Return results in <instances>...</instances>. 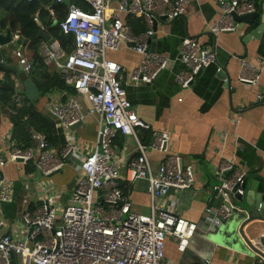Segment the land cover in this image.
Returning a JSON list of instances; mask_svg holds the SVG:
<instances>
[{
  "label": "built area",
  "instance_id": "obj_1",
  "mask_svg": "<svg viewBox=\"0 0 264 264\" xmlns=\"http://www.w3.org/2000/svg\"><path fill=\"white\" fill-rule=\"evenodd\" d=\"M83 1L90 9L71 3L66 16L58 22L63 33L74 37L72 51L67 52L58 39H51L44 43L42 54L46 64L59 70L65 84L85 97L87 112L98 118L97 141L92 150L83 154L74 135L66 136L60 151L45 134L33 129L29 130L32 145L28 147L18 146L10 135L6 138L3 148L0 147V208L2 203L15 200V182L3 171L8 164L21 165V169L31 164L48 177L73 164L76 152L82 156L80 163L74 162L77 163L76 186L67 203L61 206L57 193L45 194L33 206L28 198H23L21 216L28 233L26 238L3 231L7 223L0 216V264H11L13 256L23 264H167L168 236L176 238L178 249L184 251L201 228L207 230L204 222L198 224L179 215L173 204L156 203L170 190L192 189L196 184L194 167L182 164L181 157L170 151L169 132L152 128L136 113L121 81L123 66L109 59L107 51L129 44L141 55L139 65L129 76L135 84L153 82L161 71L177 61L183 68L175 73V80L184 89L201 69L217 61V52L191 36L182 39L175 58L150 50L154 22L173 21L182 16L189 0H118L115 8L110 6V0ZM214 1L220 6L219 17L210 26L215 37L238 30L236 14L257 10L252 0ZM123 15L141 17L146 30L135 34ZM14 38L17 40L19 35L15 34ZM15 54L23 72L29 75L32 62L22 48L15 50ZM261 65L256 67L241 60L239 81L258 84L264 62ZM23 98L24 94L17 93V107L23 105ZM49 111L56 118V124L65 130L86 118L83 105L73 95L51 102ZM140 129L151 133L150 143L141 140ZM120 134L134 138L136 153L126 155L117 149ZM149 150L164 154L157 168L153 166ZM216 175L219 183L213 189L219 193V199L207 205L204 213L205 222L213 229L236 207L234 193L245 194L247 176L237 162L225 158L220 160ZM122 180L147 181L151 198L149 213L132 209L121 189ZM259 239L264 252V232ZM258 255V261L252 264H264V256Z\"/></svg>",
  "mask_w": 264,
  "mask_h": 264
},
{
  "label": "crops",
  "instance_id": "obj_2",
  "mask_svg": "<svg viewBox=\"0 0 264 264\" xmlns=\"http://www.w3.org/2000/svg\"><path fill=\"white\" fill-rule=\"evenodd\" d=\"M11 1L12 6L16 7L23 0ZM117 1L110 0V6L115 8ZM71 3L82 8L87 7V3L83 0H71ZM70 4L65 0L63 2L54 0L52 4L44 7L48 11L45 14L50 17L53 27H57L58 22L66 16ZM10 12L5 9L0 10V22L9 17ZM258 12L260 16L251 23L243 24L237 21L239 27L237 31L222 33L218 37L210 32V26L220 14V6L214 0H189L182 16L173 21L157 23L155 38L150 43V47L158 54L175 58L185 36L195 37L202 45L216 49L217 61L204 68L185 89L175 80V73L183 68V65L177 61L170 68L159 73L153 82L135 84L130 81L129 76L133 68L139 65L141 55L129 44H123L116 51H107L109 59L123 66L121 81L124 83L133 109L150 123L152 128L169 132L170 151L179 155L184 164L189 163L194 167L196 184L192 189L170 190L167 195L158 198L156 203L173 204L179 215L198 224L204 222L207 230L201 228L190 239L184 251L178 249L176 238L168 236L165 244L167 264H252L258 261V253L246 244L241 235V226L246 215L244 216L240 202L235 201L236 207L231 215L216 229L210 228L208 222L204 220L206 206L211 200L215 204L219 199V193L214 195L213 186L219 183L216 171L223 158L234 160L246 172V188L242 203L246 206L248 199L254 201L257 193L264 202V101H262L264 68L256 85L240 82L238 78L241 60H246L256 67L262 66L261 63L264 62V23L260 36L246 37L252 28H257L262 21L264 0ZM12 14L15 16L14 13ZM62 16L64 17L61 18ZM123 17L125 19L126 15ZM33 18L40 29L50 36L49 40L37 36L40 39L38 55L51 74L60 75L58 69L43 60V45L54 38L51 26L43 24L39 11ZM8 31H11V41L4 46L0 45L4 52L0 61L15 66L16 70L4 68L11 71L15 78L17 93L25 95L24 81L30 78H27L28 75L23 72L15 50L22 48L31 62L35 52L30 47L31 41L22 35L21 25L15 30L9 24L5 28H0V32L4 34ZM15 34L19 35L17 40L14 38ZM222 70L226 71L227 79L221 77ZM35 86L37 87L36 84ZM39 92L40 95L34 101V108L54 123L51 130L53 140L50 143L57 150L58 148L61 150L67 141L66 136L74 135L80 148H84L83 154L92 150L98 136L97 116L87 112L85 120L80 125L65 130L56 124V118L49 111L51 102L63 100L67 95H73L88 110L85 97L62 90L50 91L44 95H41L40 90ZM10 114L8 109L0 104L1 148L9 135L16 144L13 139ZM30 129L33 128H29L28 133ZM139 133L144 134L146 131L140 129ZM116 146L126 155L136 153V142L132 136L120 134ZM148 153L153 166L157 168L164 154L152 150ZM74 162L77 161L73 160V164H67L65 169L57 172L59 174L56 177L59 180L53 176H43L35 168L33 171H27L28 165L22 169L14 163L5 166L3 170L5 175L15 182V200L1 204L0 216L7 223L3 231L19 238L28 236L21 216L24 209L23 198H28L30 205L33 206L40 202L45 194L57 193L58 203L61 206L67 203L76 186L77 163ZM147 186L146 180L136 183L121 181V189L131 202L134 211L150 212L151 198ZM243 232L261 250L262 244L255 241L264 232V219L250 221L244 225ZM16 263L23 264L20 258H16Z\"/></svg>",
  "mask_w": 264,
  "mask_h": 264
},
{
  "label": "trees",
  "instance_id": "obj_3",
  "mask_svg": "<svg viewBox=\"0 0 264 264\" xmlns=\"http://www.w3.org/2000/svg\"><path fill=\"white\" fill-rule=\"evenodd\" d=\"M53 1L54 0H32L27 2L26 0H23L19 5L13 7L11 0H0V10L5 9L11 11L9 17L1 20L0 28H5V26L9 24L11 28L15 30L18 25H21L22 35L31 41L30 47L35 54L32 59L33 69L27 78L33 80L41 91V95L55 90H62L70 94H75L76 90L73 87L66 85L59 74H51L48 71V68L38 55V43L40 39L37 37V34L40 26L37 25L33 18L37 11H39L40 19L43 24L51 26V33L54 37L53 39H58L67 52H71L74 47L73 35L63 33L58 26L53 27L50 17H47L45 14V12L48 13V11H46L44 7L52 4ZM252 1H254L257 6L256 11L261 10L262 0ZM88 8H90V6L87 4V7L84 9ZM12 13H14L15 16H13ZM63 17L64 16L61 18ZM46 19L48 21H46ZM125 20L135 34L142 33L146 30V24L141 17L126 15ZM3 55L4 52L0 47V60ZM16 94L15 78H13L11 71L0 67V104L3 108L8 109L9 114L10 111L13 112H11L10 117L13 124V139L16 141V144L23 148L32 145V140L28 133L29 128L45 133L49 141H52L51 130L54 126L53 121L37 112L34 108V102H31L26 96L23 105L17 107L14 101ZM64 99H66V96ZM139 135L143 142L150 143L151 133L146 131V133ZM26 168L27 171L34 170V167L30 165Z\"/></svg>",
  "mask_w": 264,
  "mask_h": 264
},
{
  "label": "water",
  "instance_id": "obj_4",
  "mask_svg": "<svg viewBox=\"0 0 264 264\" xmlns=\"http://www.w3.org/2000/svg\"><path fill=\"white\" fill-rule=\"evenodd\" d=\"M67 1L69 4L71 2V0H65ZM260 14L258 11H255V12H252V13H248V14H243V15H235V18L238 22H241L243 24H247V23H251L255 18L259 17ZM263 23H264V14L262 16V21L261 23L258 25L257 28H252V30L250 31V33L246 36L247 38L248 37H258L261 35V32L263 31ZM157 27V22H154V29H156ZM38 37L40 38H43L45 40H49L50 39V36H48L47 34H45V32L40 29L39 30V33L37 35ZM155 36H153L151 38V41L154 40ZM11 41V31H8L6 34L0 32V45L1 46H4L5 44H8L9 42ZM150 50L153 51V48L150 47ZM0 67L4 68V67H7L9 69H15V66L13 65H6L5 62L3 61H0ZM203 69H201L198 73V75H200L202 73ZM162 72V71H161ZM160 72V73H161ZM221 77L222 78H226L227 79V74H226V71L225 70H222L221 71ZM24 85H25V96L32 102H34L38 96L40 95V92H39V89L35 86V84L32 82V80L30 79H27L26 81H24ZM262 101H264V97L262 98ZM81 122H78L76 124H73L71 127H76L78 125H80ZM182 164H183V160H182ZM57 173V172H56ZM55 174V173H54ZM52 174V175H54ZM51 175V176H52ZM244 188H246V182L244 184ZM214 195L216 196L217 195V191H215ZM234 198L235 200H237L238 202H240V204L242 205V211L244 213V216L246 215V218L245 220L243 221V224L241 226V235L243 236L246 244L252 249L254 250L256 253L264 256V252L262 250H260L255 244L253 241H251L250 239L247 238V236L245 235V233L243 232V227L244 225H246L247 223H249L250 221L252 220H255V219H264V202L261 200V196L259 193L256 194V199L253 201L251 199H248L247 200V205L245 206L243 202V198H244V195H241V194H238V193H234ZM212 203V200L209 202L208 205H211ZM235 209V208H234ZM260 242L261 244L262 243V240L261 239H257L255 241V243H258ZM11 264H17L16 263V258L15 256L12 257V261H11Z\"/></svg>",
  "mask_w": 264,
  "mask_h": 264
},
{
  "label": "rangeland",
  "instance_id": "obj_5",
  "mask_svg": "<svg viewBox=\"0 0 264 264\" xmlns=\"http://www.w3.org/2000/svg\"><path fill=\"white\" fill-rule=\"evenodd\" d=\"M17 95V94H16ZM24 99V98H23ZM16 100V96L14 97V101ZM84 108V107H83ZM84 111H85V113H87V110L84 108ZM140 131V130H139ZM139 134H141V133H139ZM56 149V148H55ZM82 149H84L83 147H82ZM57 150V149H56ZM57 151H60V148H58V150ZM81 156H82V154L81 153H79V152H76L75 154H74V156H73V160H76L77 161V163L79 162L80 163V161H81ZM20 166V168L22 167L21 165H19ZM67 166V165H66ZM66 166H65V168H66ZM7 167V166H6ZM5 167V168H6ZM64 168V169H65ZM39 173V172H38ZM58 174L59 173H57V174H55V175H52L54 178H57L56 176H58ZM58 179V178H57ZM59 180V179H58Z\"/></svg>",
  "mask_w": 264,
  "mask_h": 264
}]
</instances>
